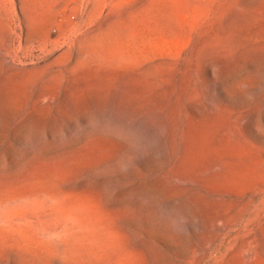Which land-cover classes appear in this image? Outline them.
I'll use <instances>...</instances> for the list:
<instances>
[{
  "label": "rangeland",
  "instance_id": "1",
  "mask_svg": "<svg viewBox=\"0 0 264 264\" xmlns=\"http://www.w3.org/2000/svg\"><path fill=\"white\" fill-rule=\"evenodd\" d=\"M0 264H264V0H0Z\"/></svg>",
  "mask_w": 264,
  "mask_h": 264
}]
</instances>
